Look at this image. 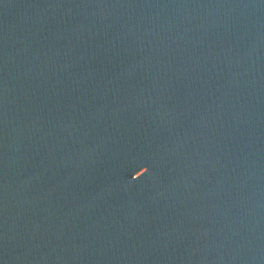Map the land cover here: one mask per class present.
<instances>
[{
	"label": "water",
	"instance_id": "95a60500",
	"mask_svg": "<svg viewBox=\"0 0 264 264\" xmlns=\"http://www.w3.org/2000/svg\"><path fill=\"white\" fill-rule=\"evenodd\" d=\"M0 264H49L22 188L1 140Z\"/></svg>",
	"mask_w": 264,
	"mask_h": 264
}]
</instances>
